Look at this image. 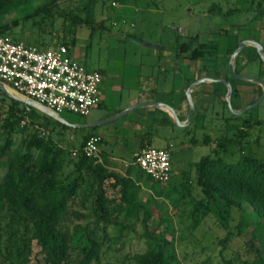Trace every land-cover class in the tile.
<instances>
[{"label": "rangeland", "instance_id": "rangeland-1", "mask_svg": "<svg viewBox=\"0 0 264 264\" xmlns=\"http://www.w3.org/2000/svg\"><path fill=\"white\" fill-rule=\"evenodd\" d=\"M90 1L79 0L74 14L83 18L85 12L81 10V7L83 3L88 2L92 8L91 17L88 18L91 23L77 25L72 35L63 36L61 25L63 24V29H71V26L68 22L57 19L55 16V14H60L64 18L66 17L70 6L68 1L61 2L57 8L55 7L50 20L43 18L40 29L32 28L30 21L21 22L17 26L11 27L6 35L28 43L34 39L38 43L42 41L43 44L40 47H51L65 41L67 43L65 46L68 47L71 57L83 63L88 69L101 72L103 75L102 87L107 86L109 89L112 85L122 82L125 87L130 85L129 77L132 75L124 76V73L125 71L127 73L128 70H135L137 64L142 72L150 73L157 61L154 56L147 54L146 50L149 48L166 49L185 42L187 47L192 49L198 42L210 39L217 41L218 51L216 53L219 54L215 53L216 60L211 64L222 69L232 82H238L239 80L232 78L227 70L228 60L223 59L224 49L227 45L234 44L237 39L244 40L251 37V39L262 42L261 36L264 34L262 32L264 31V14L262 13L264 12V0H135L134 3L127 5L113 3L111 0H97L98 2L93 0L95 3ZM39 2L40 0H36L34 5H38ZM211 5L214 6V14L209 15L208 9ZM54 31L58 32L59 37L54 35ZM247 55H252L251 50L244 49L238 56L234 73L258 79L264 83V72L262 71L264 69L259 72L256 62L246 63ZM198 62L201 64L204 59L198 60ZM243 64L245 65L242 66ZM107 97L99 110L92 108L87 116L62 110L57 114L66 123L81 124L90 120L93 111L103 113L104 106L106 109H111L120 104L117 93L109 91ZM254 97L255 95H253ZM2 98L9 102V98L0 91V100ZM246 98H250L249 92L242 95V100ZM218 104L213 101L206 102V108L201 110L199 116H192L190 124L185 130L174 128L176 133L166 137L163 127H156L150 130L148 136L152 147L159 148L168 140L172 143L170 145L172 171L166 185L156 182L150 188L141 189L140 200L144 202L145 198L152 195L158 188H161L164 193L170 192V197L174 198V206L171 205L170 200L164 199L163 202L161 199L157 200V202L161 201L159 203L160 212L154 208L147 228L150 231L164 233V238L169 241L173 239L180 264H222L226 260H231V264H253L257 255V244L251 245L248 241V229L241 227L239 234L235 233L236 224L249 211L247 205L242 204L239 208L228 209L216 201L209 210L202 208L203 212L201 211L202 213L200 212L196 217L198 224L188 217L193 203L200 198L193 174L194 164L199 161L200 157L216 155L225 163L239 162L244 157L264 161V95L255 107L247 108L239 114H232L226 109V106ZM230 104L235 106V98H231ZM243 104L245 103L238 102L236 105L240 108ZM3 109H5L4 106ZM37 112L39 115L43 114ZM29 120L26 118L20 125L23 127L28 125L29 129L33 131L34 128L28 123ZM47 120L48 124H42L40 131L46 128L52 133V140L57 139L61 132L65 133L67 137L73 133L78 136L83 131L74 127L70 128L51 116H48ZM118 122L119 126L103 144V150L113 153V156L129 164L127 166L129 167L135 148V131L133 127L127 129L121 125V121ZM242 122H245L246 125L242 128L245 135L238 136L237 130L241 127ZM108 124L110 122L105 123V125ZM62 126H66L65 131L61 129ZM43 131L45 132V130ZM16 136L20 138L21 134L18 133ZM205 138L208 139L204 141ZM218 141L226 142L224 149L217 146ZM14 142L17 143L18 140H14ZM71 142L62 143V146L72 147L75 141ZM68 157L70 156L68 155ZM127 167L125 165L119 167L120 172L125 171ZM66 171H69V167L64 172ZM135 173L136 176L140 174L138 170ZM3 174L4 169L0 167V180ZM139 180L143 182L144 187L148 184L145 175L139 177ZM82 212L84 213V209ZM158 213L164 219L169 220L163 225L159 224ZM118 222L117 225L107 224L103 227L102 224L94 223L93 216L81 219L67 217L63 228L71 233L75 223L87 226L88 230L93 232L94 238L102 244L99 264H134L131 257L144 251L147 247V242L142 236L145 227L140 220L126 219L122 215L118 217ZM10 223L8 214L5 213L1 222L3 231H12L17 227L15 223H12L8 228L7 224L10 225ZM221 223L225 226H222ZM20 228L22 231V227ZM166 228L169 232H165ZM226 233H231L230 238L222 248V244L220 245L218 242L223 239ZM27 237L28 234L22 236L27 246L21 260L24 264H46L39 248L35 243L26 241ZM17 246L22 247L23 241L12 236L5 244L6 255H17ZM80 258L78 250H73L70 252L68 264H79Z\"/></svg>", "mask_w": 264, "mask_h": 264}, {"label": "trees", "instance_id": "trees-1", "mask_svg": "<svg viewBox=\"0 0 264 264\" xmlns=\"http://www.w3.org/2000/svg\"><path fill=\"white\" fill-rule=\"evenodd\" d=\"M35 1L0 0V35L7 36L11 27L27 21H30L32 28L40 29L43 18L50 20L55 7L67 1L70 6L66 17L55 14L57 19H63L71 26V29H63V24L61 25L63 36L72 35L77 25L91 23L88 18L91 17L92 8L88 2L82 4L81 10L85 12L82 18L74 14L79 0H40L38 5H34ZM94 1L90 2L95 3ZM134 1L111 0L113 3L126 5ZM213 8L214 6L211 5L208 9L209 15L214 14ZM54 35L59 37L57 31H54ZM30 43L36 47L43 44L42 41L38 43L35 39ZM61 43L67 45L65 41ZM216 45L217 41L214 39L198 42L190 51L191 60L204 59V63L215 62L214 57L218 50ZM235 45L236 42L227 45L224 49L226 60L229 59ZM178 46L187 47L186 43H180ZM244 49L251 50L252 54L247 55L246 63L251 61L264 65L250 46H244L239 51L234 65ZM214 85L224 89L219 82ZM230 86V100L232 97L236 99L237 90ZM224 93L225 90L218 95L223 107L226 106ZM259 94L260 89L257 96ZM26 106L12 98H9V102L4 98L0 100V167L4 169L0 180V264H24L21 256L27 244L22 236L26 234H28L26 241L36 244L46 264H68L70 252L76 249L81 255L79 264H99L102 244L94 238L93 232L89 231L87 226L75 223L72 232L69 233L63 228L64 222L67 217L81 219L93 216L96 225L102 224L105 227L107 224L117 225L118 217L121 215L126 219L140 220L145 227L142 236L147 242V247L131 257L134 264H180L173 239L169 241L164 238V233L150 231L147 228L154 208L160 212L161 201L157 202L158 199L162 202L164 199L170 200L171 205L174 206V198L170 197V192L164 193L161 188L155 189L152 195L141 202V187L132 177L138 179L144 174L133 164L134 159L121 175L105 168L92 157L80 154L71 158L73 150L70 151L69 148L60 146L52 140V133L46 128L40 131L42 124H48V115L42 113L39 115L30 106L25 110ZM230 107L234 108L231 104ZM26 118L30 119L28 123L33 126V131L28 125L26 127L20 125ZM243 127H246L245 122H242L237 130L238 136L245 135L242 131ZM20 128L22 129L19 130ZM61 129L65 131L66 126H62ZM93 129V127L87 129L77 148L82 146L85 139L92 134L88 131ZM18 133L21 134L20 138L16 136ZM206 139L208 138L204 141ZM14 140L18 142L15 143ZM217 146L224 149L226 142L218 141ZM68 167L69 171L64 172ZM136 170L142 175L137 173L139 175L136 176ZM193 174L200 198L193 203L188 217L198 224L196 217L202 208L209 210L216 201L228 209L239 208L242 204L247 205L249 211L236 224L235 233L239 234L241 227L248 229L249 243L251 245L255 243L258 247L253 264H264V161L244 157L239 162L225 163L216 155H204L194 164ZM145 176L150 180L148 183L150 187L156 184V181ZM5 213L8 214L11 222L7 227L9 228L12 223L17 226L12 231H3L1 226ZM158 217L159 224L162 225L169 220L164 219L160 213ZM221 225L225 226L223 223ZM165 232H169L167 228ZM230 234L226 233L223 239L219 240L218 243L222 244V248L229 240ZM12 236L23 241V246L16 247L17 255L7 256L5 244ZM222 264H231V260L223 261Z\"/></svg>", "mask_w": 264, "mask_h": 264}, {"label": "crops", "instance_id": "crops-1", "mask_svg": "<svg viewBox=\"0 0 264 264\" xmlns=\"http://www.w3.org/2000/svg\"><path fill=\"white\" fill-rule=\"evenodd\" d=\"M261 38L262 42L251 39V37L248 39L259 43L260 47L264 49V34L263 36H261ZM239 41L240 40L237 39L236 43H238ZM190 51V47L188 48L180 46L166 49L149 48L146 50L147 54L154 56L157 61L155 67L150 71V73L142 72L139 64H137L135 65L136 68L134 67L135 70H128L127 73L126 71L124 73V76L132 75V77H129L130 85L125 87L122 82L114 84L108 89L107 86L102 87L101 82L98 91L97 105L93 108L99 110V108L102 107V104H104V102L108 98L107 95L109 91H111V93L115 92L118 94L120 104L115 105V107L111 109H106V106H104V108H102L103 113L93 111L90 120H87L83 123L102 121L111 115L113 116L114 114L117 115L120 112L127 111L128 109L136 106V104L139 103L150 102L156 104L136 107V109L128 111L127 114L125 113L124 115L116 118L115 120H113V122L110 121V124L105 126L102 125L96 128L93 127V130L88 131L99 138L98 145L101 157L100 164H102L105 168L123 175L127 169L123 172H120L119 167H121L122 165H125L127 167L129 165L124 163V161H121L119 158L113 156V153H108L107 151L103 150V144L106 142V139L110 138L112 136V133L116 130L117 126H119L118 121H121V125L123 127H126L127 129L128 127L134 128L135 148L132 155V159H134V156L137 154L141 147L146 145L151 146L148 137L150 130L155 129L156 127H163L164 135L168 137L169 134L173 135L176 133L174 128H182L183 130H185L186 127L189 126L192 116H199L201 110L203 108H206V102L208 103L213 101L214 103H219V106H222L221 100L218 96L219 94L223 93V90H225V87L222 84L221 85L224 89L216 87L214 85L216 82L211 83L208 81L199 82L198 84H195L194 86L189 88L191 84L199 81V79L201 78H219L227 81L229 85H232L237 90L235 106H233L234 108L232 109L238 108L236 105L238 102H242L245 104L250 102L252 103L258 97H256V95H258V89H260L258 85L251 82H240L238 80V82H232L231 78L228 79L225 73H223L222 69L216 68L211 63L202 62L200 64L198 61L191 60ZM141 55H143V53H141ZM216 55L219 54L216 53ZM220 55L222 56V54ZM223 59H226L225 55ZM244 65L245 64H243L242 66ZM234 68L235 65L233 62V70ZM257 68L258 71L261 72V69H264V65L257 63ZM262 71L264 72V70ZM99 73L101 75L100 78L102 81L103 75L101 72ZM186 90H188L193 106L192 114L188 121L186 120V108H188ZM248 92L250 98L242 100V95ZM253 95H255L254 98ZM84 129L86 130H83L82 133L78 136L76 133H73L69 134V136L66 137V134L61 132L58 135L57 139H55L54 141L59 143L60 146H62V143H66L68 141H72L71 143H73L75 141V143L73 144L75 145L74 147H68L69 150L72 151L79 146L77 144L87 133L86 131L89 128ZM108 133H110L109 136H107ZM170 145H172V143L168 140L165 144L163 143L159 146V148H157H166L170 151ZM132 179L137 185H140L141 189L145 190V188H150L148 184L144 187L143 182L140 181L139 178L137 179L136 177H132ZM148 183H150V180H148Z\"/></svg>", "mask_w": 264, "mask_h": 264}, {"label": "built area", "instance_id": "built-area-1", "mask_svg": "<svg viewBox=\"0 0 264 264\" xmlns=\"http://www.w3.org/2000/svg\"><path fill=\"white\" fill-rule=\"evenodd\" d=\"M100 77L99 72L71 58L68 47L62 43L39 48L0 35V84L54 114L62 110L87 116L97 105ZM98 140L91 134L81 147L71 152V158L83 154L101 163ZM133 164L160 185L170 180L169 149L143 146L134 156Z\"/></svg>", "mask_w": 264, "mask_h": 264}, {"label": "water", "instance_id": "water-1", "mask_svg": "<svg viewBox=\"0 0 264 264\" xmlns=\"http://www.w3.org/2000/svg\"><path fill=\"white\" fill-rule=\"evenodd\" d=\"M244 46H250L251 48H253L255 50V53L257 55V57L259 58V60L264 64V49L262 47H260V45L257 42L251 41V39H244V40H240L234 47L233 51L231 52L229 59H228V64H227V70L229 72V74H231V77L239 80V81H245V82H251L254 83L256 85H258L261 89V93L259 94L258 98L256 99V101H254L252 104H247L245 106H242L238 109H232L230 107L229 104V100H230V93H231V86L229 85V83L225 80L219 79V78H201L199 79V81H196L195 83L191 84V86L189 88H191L192 86H194L195 84H198L199 82H220V84H222L225 87V95H224V101L226 103V109L230 111V113L232 114H239L241 112H243L245 109L247 108H253L255 107L260 100L262 99V96L264 95V83L259 81L258 79H254V78H250V77H243V76H239L237 74L234 73L233 71V62L237 56V54L239 53V51L244 48ZM189 90V89H188ZM188 90H186V98H187V103H188V108H186L187 114H186V120L188 121L191 114H192V102L190 100V96L188 93ZM0 91L8 98H12L15 99L19 102H22L23 104L30 106L32 109H35L39 112H42L43 114H46L48 116H51L61 122H63V124H65L68 127H80V128H91V127H99L102 125H105V123H108L110 121L115 120L116 118L124 115L125 113L127 114L128 111L134 110L136 109V107L139 106H150V105H156L155 103H150V102H143V103H139L136 104V106L128 109L127 111H123L120 112L117 115H113L110 117L105 118V120L102 121H98V122H89V123H83V124H69L66 123L58 114H54L53 112H51L50 110L46 109L44 106H40L37 103L31 101L30 99H26L23 96L9 90L7 87H5L4 85L0 84Z\"/></svg>", "mask_w": 264, "mask_h": 264}]
</instances>
